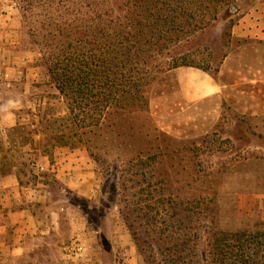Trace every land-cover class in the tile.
<instances>
[{
    "label": "rangeland",
    "instance_id": "obj_1",
    "mask_svg": "<svg viewBox=\"0 0 264 264\" xmlns=\"http://www.w3.org/2000/svg\"><path fill=\"white\" fill-rule=\"evenodd\" d=\"M25 1L9 3L28 35L31 46L26 48L36 53L49 76L37 111L43 115L52 110L63 116L66 105L34 42L37 38L29 33L47 0L32 12L25 10ZM254 3L236 0L228 14H221L171 53L185 54L187 61L214 74L232 48L231 21L238 23ZM180 93L174 78L162 74L150 88L144 108L115 106L85 136L84 144L64 147L83 153V170L92 181L87 192L65 193L64 232L71 264H148L151 254L161 259L158 240L168 235L201 236L197 246L189 243L186 248L201 253L217 233L264 230V135L258 134L250 118L227 107L220 122L202 133L198 106L184 103ZM20 119L27 125L32 117L23 112ZM40 140L37 146L46 152ZM11 146L17 158L11 161L23 172V181H36L28 158L22 159L21 154L30 150L29 145ZM47 178L58 199L59 184L52 176ZM134 234L141 239L142 249Z\"/></svg>",
    "mask_w": 264,
    "mask_h": 264
},
{
    "label": "trees",
    "instance_id": "obj_2",
    "mask_svg": "<svg viewBox=\"0 0 264 264\" xmlns=\"http://www.w3.org/2000/svg\"><path fill=\"white\" fill-rule=\"evenodd\" d=\"M25 2V10L31 12L43 5V0ZM235 2L47 0L29 33L37 38L34 42L40 46L66 114L28 111L31 122L18 124L11 133L23 142L41 137L39 143L47 154L58 147L75 148L85 143V136L100 126L113 107L144 108L150 88L162 74L183 66L209 72L171 49L228 14ZM134 239L142 249L139 236L134 234ZM173 239L170 235L159 239L161 259L151 254L148 264H264V230L217 233L201 253L186 249L189 243L197 246L201 236Z\"/></svg>",
    "mask_w": 264,
    "mask_h": 264
},
{
    "label": "crops",
    "instance_id": "obj_3",
    "mask_svg": "<svg viewBox=\"0 0 264 264\" xmlns=\"http://www.w3.org/2000/svg\"><path fill=\"white\" fill-rule=\"evenodd\" d=\"M17 18L9 0H0V264H71L64 232L65 193L87 192L91 176L83 170V153L58 147L47 154L37 146L39 136L23 142L11 135L22 125L20 113L37 111L49 80L36 53L26 48L31 44ZM231 43L216 74L185 66L167 73L184 103L198 106L202 133L220 122L227 107L250 118L264 135V0H255L233 26ZM14 144L29 145L21 154L28 158L36 181L24 182L23 172L12 163L17 160ZM48 176L59 184L58 199Z\"/></svg>",
    "mask_w": 264,
    "mask_h": 264
}]
</instances>
